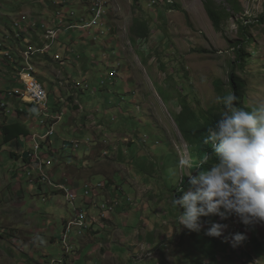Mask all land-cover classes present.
Masks as SVG:
<instances>
[{"label": "rangeland", "instance_id": "1", "mask_svg": "<svg viewBox=\"0 0 264 264\" xmlns=\"http://www.w3.org/2000/svg\"><path fill=\"white\" fill-rule=\"evenodd\" d=\"M56 1V7L64 13L69 6L78 14L98 2ZM104 1L110 12L108 26L99 31L77 28L67 32L64 27L62 36L52 43L49 51L32 58L34 75L49 93L48 112L36 103H24L15 93L11 99L6 97L8 87L25 90L12 66L8 65L5 74L0 75V93L4 91L0 97L4 103L9 102L4 110L0 103V264H24L27 256L33 254L36 261L60 264L66 251L65 234L68 244L75 247L69 264H105L102 251L94 254V260L87 259L91 248L84 250L83 241L92 235L91 229L84 228L80 234L82 228L73 227L66 232L67 223L75 220L82 208L88 219L102 215L100 207L88 208L81 200L71 203L57 189L65 173L75 177L72 172L75 168L69 169V165L80 166L81 183L85 179L95 185L109 183V177L114 176L113 184L106 188L107 194L96 198L100 206L109 203L110 195L121 193L122 200L130 195L131 205L143 209V213L138 212L136 226L141 230L132 232L131 215L127 225L135 240L128 239L124 247L116 250L124 254L135 242L142 249V253L138 249L134 254L142 258L137 261L128 254L127 264H193L195 260H209L208 264H248L253 255L264 263V252L255 238L251 242L254 235L250 232L258 228L264 248V223L246 226L235 215L227 219L210 215L204 222L201 220V230L194 232L179 226L177 221L183 209L172 204L183 175H191L181 161L193 162L177 115L184 109L183 100L200 114L222 108L223 102L217 98L229 87V72L237 56L234 46L236 40H242L243 23L255 24L246 42L252 56L242 74L248 81L246 100L251 106L264 102V21H259L264 15V0H240L243 7L240 13L229 2L215 0L216 8L223 6L232 13L220 30L214 27L205 0ZM0 2L15 17L25 11L39 19H55V8L50 7L52 0ZM170 3L178 6L170 8ZM48 4L50 12H45L43 8ZM138 17L149 22L152 33L146 40L135 42L131 40V27ZM6 19L2 16L4 23ZM31 21L40 26L37 20ZM3 34L0 30V40ZM20 57L25 60L24 54ZM216 80L223 86H215ZM19 109L23 115H18ZM18 119L31 134L23 137V142L5 141L2 127ZM51 130L55 133L44 137ZM37 142L42 144L39 151L45 154V163L55 159L59 164H67L66 169L61 167L62 170L53 172L56 186L41 188L40 182L32 180L25 171L24 153L38 151ZM77 143L80 147H76ZM50 145L59 152L52 155ZM12 152L19 157H13ZM51 161L46 172L55 166V161ZM67 187L71 189L72 183H67ZM108 215L113 218L100 219L96 224L100 229L97 237L101 242L120 246L125 234L124 221L119 213ZM213 223L227 226L221 236L207 234ZM236 230H244L248 235L246 242L234 246L232 236ZM144 232L149 238L146 244L142 241ZM14 238L19 246L12 242ZM84 251L86 255L80 259Z\"/></svg>", "mask_w": 264, "mask_h": 264}, {"label": "clouds", "instance_id": "2", "mask_svg": "<svg viewBox=\"0 0 264 264\" xmlns=\"http://www.w3.org/2000/svg\"><path fill=\"white\" fill-rule=\"evenodd\" d=\"M38 1L39 0H37V2ZM56 4H58V1L56 0H52L50 3V7L55 8L54 14L59 10V7H56ZM4 6L5 4L0 2V30H3L4 33L1 37L2 40H0V55L3 56V58L0 59V71H2V74H5L4 72L9 68L7 66H12L13 73L15 72L16 77L20 79L18 68L23 65L24 62L20 55L24 54V50L28 43L21 38H16L15 34L12 33L14 22L20 19L22 14H28L31 20L35 19L38 23L44 21L53 24L54 19H39L36 18L32 12L25 11L17 13L15 17L12 16V12L9 13L7 11L8 9ZM46 6H49V4L45 5L43 10H45V12H50V8H47ZM69 8L75 10L74 8L67 6V9ZM2 16L9 19H6V22L4 23ZM70 21L71 20L67 18L66 22L61 26L62 29L60 31V36H62L64 27L66 28L65 32L68 31L67 29L70 30V28L67 27ZM107 21L109 25V17ZM43 34L44 30L39 27L37 30H31V34L27 38L30 39V44L42 47L44 46V39L42 38ZM41 64H43V62H41ZM4 68L6 69L3 70ZM38 80L47 92L49 110V93L42 80L39 78ZM20 81L23 82V86L26 89L25 82L22 79H20ZM15 83L16 82L13 81V84ZM2 92L4 91L2 90ZM22 92H25V90H21L18 87H8L5 89L6 97L11 99V96L15 93L22 98L24 103L33 105L34 102L23 99ZM217 99L222 100L224 110L220 113V119L216 124L207 129V135L204 139V143L210 145L212 154H214L216 158V162L211 164V166L205 170L204 165L208 162L207 157L201 159L197 167H192V163L190 162L181 161V164L188 167L191 171V175L185 174L188 176L189 186L182 185L181 180L179 186L175 188L177 195L172 200L174 206L183 209L177 221L179 226H183L194 232H199L201 230V218H206L210 215H218L221 219H227L230 215H235L238 217L239 221L246 226L264 223V102L252 107L251 110H245L244 108L237 106L235 101L238 98L234 94H228L224 97H218ZM0 103L2 110L6 109L9 104L8 101H5L4 103V99L1 97ZM19 111L22 110H18V115H23L19 114ZM54 133V130H51L50 133L44 137H50ZM41 147L42 144L40 145V148ZM78 147H80V145ZM39 150L28 152V161H24L26 163V166L24 165L26 169L25 171H28V175L32 177V180H38V177L40 176V169L37 163L33 161L32 155L37 152L42 158L43 165L45 163V154L41 153ZM49 150L52 155H55L57 151L59 152V150L55 151L53 145L49 146ZM51 160L55 161L53 170L58 169L57 167L60 164L57 160L49 159L48 161ZM127 170L130 169L128 168ZM130 171H132V169ZM36 172H38V174H36ZM50 175H52V171ZM70 179L72 181H70ZM111 179L114 180V176ZM69 182L72 183L71 189L67 187V183ZM103 183L104 184L99 183L98 185H95L92 180L88 179H85L83 183H79V181H76L73 176H69L65 173L62 182L57 185L59 192L65 194L67 200L71 203H77L81 200L85 206L87 205V207L90 206V208H93L98 206L101 208L102 215L99 218L88 219V214L83 211V208L82 210L77 211V215L79 212L85 213L86 226L84 228L91 229V233L94 232V229L98 231L100 230L96 227V224L100 219L106 221L110 218L108 215L109 213L118 212L116 210L118 201L121 202L124 196L120 195L115 197L110 195L111 198L109 203H104L103 206H100L96 202V198L100 197L101 194H107L106 188L108 187V183ZM74 184H78V186H75ZM128 186L130 187L131 185L128 184ZM84 187L85 192L82 193ZM90 187L93 189V192L87 195L86 191L89 190L88 188ZM130 188L132 191L133 188ZM68 191L74 193L75 197L73 199L70 198ZM126 199L129 202V205L127 206L129 209L139 210V208L131 205L132 199L130 195H128ZM125 209L127 208L125 207ZM71 222L72 221L67 223V233L70 232L73 227H78L73 226L70 231H68V226ZM84 228L80 230V234L84 232ZM225 228H227V226L224 224L213 223L207 230V234L209 236L219 237L223 234ZM253 230L259 232L257 227L250 230L254 235L251 242L255 238L261 249L263 248L260 242L261 232L256 235L252 232ZM246 235H248V233L244 232V230H236L235 234L232 236L234 246L241 244L243 241L246 242ZM66 238L67 234L64 236L63 244L66 249L64 260H62L60 264H69L71 253L75 250V247L68 244ZM12 242L18 245L16 238L12 239ZM228 243L231 248L232 245L230 246V241ZM231 249H234L233 246ZM143 254L145 255V252ZM34 256L35 255L33 254L34 259H32V256L30 257L28 255L27 260L23 261L24 264H57L56 261L51 260L36 261ZM216 256L217 255L214 257ZM79 257L80 259L82 258V256ZM208 262L209 260H204L201 264H208ZM210 262L212 263V261ZM247 263L264 264L255 255L251 256Z\"/></svg>", "mask_w": 264, "mask_h": 264}, {"label": "trees", "instance_id": "3", "mask_svg": "<svg viewBox=\"0 0 264 264\" xmlns=\"http://www.w3.org/2000/svg\"><path fill=\"white\" fill-rule=\"evenodd\" d=\"M226 2H229L233 6V10L236 13H240L243 10V7L241 5L240 0H225ZM205 7L207 9V13L214 25V27L217 30H220L222 28V23L226 20L230 19L232 16V13L228 11L225 7H221L220 9L216 8L215 0H205L204 2ZM178 5L170 3L169 7L174 8ZM183 11L186 14H189V12L186 9H183ZM259 21H264V15L259 18ZM254 23H243L240 25L241 34L243 35L242 40L238 39L236 40V45L234 46V50L236 53V59L232 62V70L229 72V87L227 89H223L220 93L222 97L228 95V94H234L238 99L235 101L238 107L244 108L245 110H251L252 107L248 104V100H246V94H247V88H248V81L243 77V72L246 71V68L248 66V60L249 57L252 56L250 52H248L247 49V43L249 41V33L250 28L254 26ZM152 33L151 26L148 21L138 17L135 18L133 21V25L131 27V40L137 42L143 39H147ZM220 88L223 86L222 82H219V80L215 81V86ZM70 99H73L70 98ZM183 100V99H182ZM184 102V109L182 112H180L177 115V121L181 128V131L184 135V137L187 139L189 144V150L190 155L193 159L192 167H197L199 164V161L203 159L204 157L208 158V162L204 165L205 170L211 166V164L216 162V158L214 154H212V149L209 144L204 143V139L207 135V129L209 127H213L216 122L220 119V113L224 110V105L222 104V108L218 111L216 108L214 112L206 114H200L198 111L189 108V104L183 100ZM212 111V109L208 110V112ZM206 112V111H205ZM19 114H23V111H19ZM21 119H18L15 122L5 124L2 127V132L5 141H13L15 139H18L22 141L23 137L30 135L28 128L20 121ZM23 142V141H22ZM11 155L13 157L17 158L19 157L15 152H12ZM24 160L28 161V152L26 151L24 153ZM48 164L44 163L43 165V171L44 176L40 175L38 177V180L40 182L41 188H43L44 185H49L50 187L56 186L57 182L55 180H52L53 172L55 170H50L49 172H46V166ZM64 168L66 169V164L61 163L57 168L59 170ZM74 169L73 175L75 176L74 179L77 181L79 180V183L81 181V176L78 174V165H70L69 169ZM52 171V175L51 174ZM196 171V170H195ZM41 174V170H40ZM113 179H109V183L107 185L113 184ZM182 185H188V176L184 175L182 179ZM121 193H117L115 196H120ZM181 195V194H180ZM180 197V196H178ZM164 198V197H163ZM166 201V200H165ZM129 205V202L127 199L122 200L121 202L118 201V205L116 210L119 211L120 209H123ZM87 206V205H86ZM90 208V206L88 207ZM205 217H202L201 220L204 222ZM264 252V249H260ZM259 249H257V252H260ZM202 261L195 260L193 264H201Z\"/></svg>", "mask_w": 264, "mask_h": 264}, {"label": "built area", "instance_id": "4", "mask_svg": "<svg viewBox=\"0 0 264 264\" xmlns=\"http://www.w3.org/2000/svg\"><path fill=\"white\" fill-rule=\"evenodd\" d=\"M156 3V0H154ZM109 10L106 2L104 0H98V3H92V5L88 6L86 10H84L81 14H77L75 10L67 9L64 13V10H57L54 14L55 19L52 23L40 22V27L44 30L46 25H54V36L50 41H44V46H35L30 44V39L27 37L31 33H27L28 23L31 22V18L28 14H22L20 19L16 20L12 26V33L15 34L16 38H21L28 43L26 49L24 50L25 60L23 65L18 68L20 73V79L25 82L26 89L25 92H22V97L24 100L34 102L42 108L43 111L48 112V96L47 92L44 89L41 82L34 75L35 67L32 62V58H34L37 54L46 53L50 50L52 43L60 37V31L57 30V22H66V19L69 18L71 21L69 22L70 29H96L99 31L101 28L108 26V17ZM40 143L37 142L38 150L40 149ZM79 144H76L78 147ZM33 161L37 163L39 169L41 170L42 176H44L43 171V162L40 154L32 155ZM48 164H51V161H48ZM63 187V186H62ZM89 190L86 191V194L89 195L93 192V189L90 187ZM70 198H74L75 195L73 192L68 191ZM78 226L84 228L86 226L85 221V213L79 212L73 224H69L68 231H70L71 227Z\"/></svg>", "mask_w": 264, "mask_h": 264}, {"label": "crops", "instance_id": "5", "mask_svg": "<svg viewBox=\"0 0 264 264\" xmlns=\"http://www.w3.org/2000/svg\"><path fill=\"white\" fill-rule=\"evenodd\" d=\"M30 32L31 33V30H36V29H33V28H29ZM49 39V38H48ZM6 68H4L3 70H5ZM2 74V71H0V75ZM80 167V166H78ZM138 212H142V210H138V211H134L132 209H120L118 212H115V213H119L120 214V219L124 221V225H125V234L122 235V244L120 246L118 245H114L112 244L111 242H101L99 241L98 237H97V233L100 232V230H96L94 229V232L92 233V235H90L86 240L83 241V249L84 250H88L91 248V251H89L88 255H87V259L88 260H94V254L95 253H99V251H102L103 253V260H104V263L105 264H123L125 262V264H127L126 262V258L129 254L130 257H134L135 255V252L140 249L141 250V253H142V249L139 248V246L136 245V242L134 244H132L130 246V250H126V252L124 254H119L116 252V250L118 248H122L126 245L127 243V240L128 239H134V237L132 236V232H139L141 229H139L138 227H136L139 223H138ZM130 215L132 216V224H133V231L130 233L128 230H127V225L129 223V220H130ZM113 218V216H111L109 219ZM107 219V220H109ZM127 221V222H125ZM98 229V228H97ZM129 229H132V227H129ZM143 235V242L146 244L148 243L147 241L149 240V238L145 235V232L142 234ZM139 237H142V236H139ZM33 243V242H32ZM124 245V246H122ZM33 246H34V243H33ZM105 247H106V252H103L105 250ZM116 248L113 250V248ZM86 252L87 251H84L83 255H82V258H84V256L86 255ZM144 253V252H143ZM131 255H134V256H131ZM31 257V256H30ZM35 257V256H34ZM32 259L33 258V255L31 257ZM80 258V257H79ZM135 258L137 259V261H139L142 257H140L139 254H136Z\"/></svg>", "mask_w": 264, "mask_h": 264}, {"label": "bare ground", "instance_id": "6", "mask_svg": "<svg viewBox=\"0 0 264 264\" xmlns=\"http://www.w3.org/2000/svg\"><path fill=\"white\" fill-rule=\"evenodd\" d=\"M93 3H95V2H93ZM96 3H98V2H96ZM64 23L65 22H57V30H61L62 29L61 26ZM30 27L37 30V29H39L40 26H37L36 22H34V21L29 22L28 26H27V33L30 32V30H29ZM68 28H69V23H68ZM53 36H54V25H46L45 29H44L43 37L45 38L46 41H50L53 38ZM36 150H38V146L37 145H36ZM100 184H104V183L100 182ZM70 224H73V221Z\"/></svg>", "mask_w": 264, "mask_h": 264}]
</instances>
